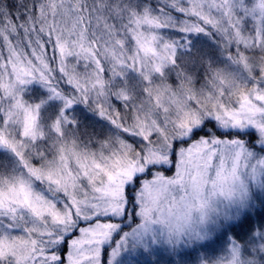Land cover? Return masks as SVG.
<instances>
[{
	"label": "snow or ice",
	"instance_id": "snow-or-ice-1",
	"mask_svg": "<svg viewBox=\"0 0 264 264\" xmlns=\"http://www.w3.org/2000/svg\"><path fill=\"white\" fill-rule=\"evenodd\" d=\"M0 264H264V0H0Z\"/></svg>",
	"mask_w": 264,
	"mask_h": 264
},
{
	"label": "trees",
	"instance_id": "trees-1",
	"mask_svg": "<svg viewBox=\"0 0 264 264\" xmlns=\"http://www.w3.org/2000/svg\"><path fill=\"white\" fill-rule=\"evenodd\" d=\"M7 3L11 4L12 3V0H6Z\"/></svg>",
	"mask_w": 264,
	"mask_h": 264
}]
</instances>
